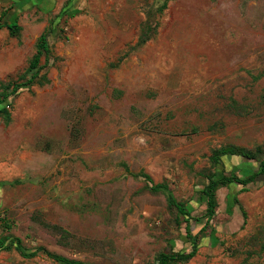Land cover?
Segmentation results:
<instances>
[{
    "label": "rangeland",
    "instance_id": "374dc122",
    "mask_svg": "<svg viewBox=\"0 0 264 264\" xmlns=\"http://www.w3.org/2000/svg\"><path fill=\"white\" fill-rule=\"evenodd\" d=\"M33 1H0V23L20 26L0 29V94L28 82L0 114V239L85 264L190 252L186 224L140 174L202 218L210 180L259 171L264 0ZM58 21L45 69L29 71ZM225 149L255 158L216 161ZM240 188L217 191L197 255L176 264H264V184ZM44 251L14 245L0 264H63Z\"/></svg>",
    "mask_w": 264,
    "mask_h": 264
},
{
    "label": "trees",
    "instance_id": "16d2710c",
    "mask_svg": "<svg viewBox=\"0 0 264 264\" xmlns=\"http://www.w3.org/2000/svg\"><path fill=\"white\" fill-rule=\"evenodd\" d=\"M38 4H40V2ZM41 4H43V2H41ZM61 24H62V21H58L55 24L52 23L48 27L46 26L44 31L41 33V35L38 38L37 45H36V54L30 63L29 71H36V72L40 71L41 72L45 69L46 66H40V59L44 57L46 63H48V60L53 52V42L59 38ZM3 28H6L7 30L11 32L20 30V26L14 22L5 24V25L0 23V29H3ZM32 79H34V77H32ZM27 83L28 82L24 84H16L11 90V92L4 91L0 94V114L8 113L6 107L3 106V103L4 102L9 103V101L13 99L14 96H16L18 89L21 86L26 85ZM229 154L242 156L246 159L255 158V155L252 154L251 152H242V153L235 154L231 150L225 149V150L218 152V154L215 155V160L217 161L222 156L229 155ZM140 176L146 182L152 184L151 190L153 192L163 191L166 193L168 204L176 210V224L178 225H181L184 223L186 224V227H185L186 237L192 245V250L190 252H175L173 249L170 248V249L163 251L159 255L160 264H176V263L188 262L197 255L199 238L201 235L204 234V232L209 227L210 223L215 218L217 208H218V204L216 201V194L219 189L226 188L234 184V185H239L241 187L239 190V193H245L249 191L250 185L256 184L259 181L264 184V159L260 162L259 171L245 179H242L237 176H226L219 180H210L208 185L203 190V196L206 199L207 208L202 218H194L193 216H191V213L189 212V210H187V208L183 204L179 203L176 200L172 191L169 189V187L166 184H154L150 176L145 173H141ZM234 204L240 207V204L236 198H234ZM239 209L242 211L241 207ZM243 215H245L244 212H243ZM192 221L197 222L195 229H192V226L190 224V222ZM14 245H15L17 252L24 258H32L37 253L44 251L43 249H39L35 252L26 254L21 247L20 239L15 238L10 242L9 245H7L4 240L0 239V253L3 251H9L10 248ZM44 253L51 260L58 262V263L85 264L79 261L68 260L64 257L51 254L49 252L44 251Z\"/></svg>",
    "mask_w": 264,
    "mask_h": 264
},
{
    "label": "crops",
    "instance_id": "0c3cea01",
    "mask_svg": "<svg viewBox=\"0 0 264 264\" xmlns=\"http://www.w3.org/2000/svg\"><path fill=\"white\" fill-rule=\"evenodd\" d=\"M0 1H1V0H0ZM32 1H33V0H32ZM34 1H36V0H34ZM34 1H33V2H34ZM38 2H40V4H41L42 1H38ZM30 5H31V4H30ZM35 7H36V6H35ZM45 28H46V26L44 27V29H45ZM43 31H44V30H43Z\"/></svg>",
    "mask_w": 264,
    "mask_h": 264
}]
</instances>
